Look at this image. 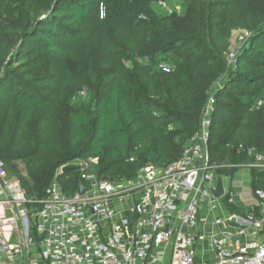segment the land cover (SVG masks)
Here are the masks:
<instances>
[{"label": "trees", "instance_id": "1", "mask_svg": "<svg viewBox=\"0 0 264 264\" xmlns=\"http://www.w3.org/2000/svg\"><path fill=\"white\" fill-rule=\"evenodd\" d=\"M235 29L248 38L228 64ZM210 96L209 160L231 179L248 148L264 157V0H0V159L30 213L76 158L107 180L178 159ZM57 180L66 195L86 184L79 169Z\"/></svg>", "mask_w": 264, "mask_h": 264}, {"label": "built area", "instance_id": "2", "mask_svg": "<svg viewBox=\"0 0 264 264\" xmlns=\"http://www.w3.org/2000/svg\"><path fill=\"white\" fill-rule=\"evenodd\" d=\"M159 4L168 13L180 10L177 4ZM212 103L210 96L178 159L144 164L132 178L107 180L94 173L96 157L76 158L68 163L77 164L85 192L77 188L66 195L57 180L59 166L47 196L31 213L19 180L6 173L0 159V264H264L263 189L253 193L258 212L213 214L224 203L213 195L218 165L208 153ZM247 153L254 160L244 167L264 169L262 154L250 148ZM226 178L222 195L230 202ZM201 215L218 227L209 235L212 261L196 260Z\"/></svg>", "mask_w": 264, "mask_h": 264}, {"label": "crops", "instance_id": "3", "mask_svg": "<svg viewBox=\"0 0 264 264\" xmlns=\"http://www.w3.org/2000/svg\"><path fill=\"white\" fill-rule=\"evenodd\" d=\"M238 171V170H237ZM237 171L234 173L233 177L226 178V182L230 183V190L232 192L231 195V201L229 203H234L238 206H241L245 209V212L253 210L255 212H258L259 208L257 206L256 198L253 196L250 186H249V174L247 173V181H240V175H238ZM238 176V179L233 180L234 177ZM244 179V174H242L241 179ZM221 179V178H220ZM222 181V180H221ZM223 184H225V181H222ZM246 184L247 188L245 189L243 186ZM226 195V194H224ZM224 195L220 196V200H222V197ZM222 205V206H221ZM218 206V208L213 212L214 216H222L229 212L226 208L225 204H221ZM207 218L210 219V215L206 214ZM205 216V215H204ZM203 215H201V219L199 221V224L197 226V229L201 234L195 241L196 246V260L201 261H212L214 258V251L210 245V239L209 235L212 233V231H216L218 227L210 225L209 223L203 221ZM224 224L223 226L226 228V230L234 231L233 225Z\"/></svg>", "mask_w": 264, "mask_h": 264}, {"label": "rangeland", "instance_id": "4", "mask_svg": "<svg viewBox=\"0 0 264 264\" xmlns=\"http://www.w3.org/2000/svg\"><path fill=\"white\" fill-rule=\"evenodd\" d=\"M248 33L243 29H235L231 32L229 37V46L225 53V59L228 64H232L233 60L235 58V55L237 54L238 50L242 46V44L245 42V40L248 38ZM87 158V157H86ZM20 168H23L22 165H20ZM78 169V168H77ZM25 171L23 170V173ZM238 175L242 177V174H244V179L240 177V181H247V173L249 174L247 167H241L237 171ZM249 176V175H248ZM238 179V176L234 177L233 180ZM245 189L247 188L246 184L243 186ZM40 207V206H39ZM38 207V208H39Z\"/></svg>", "mask_w": 264, "mask_h": 264}, {"label": "water", "instance_id": "5", "mask_svg": "<svg viewBox=\"0 0 264 264\" xmlns=\"http://www.w3.org/2000/svg\"><path fill=\"white\" fill-rule=\"evenodd\" d=\"M126 157H127V152L122 155V158H126ZM77 168H78L77 164L68 163V164L61 165L60 170H61L62 173H64V172H67V171H70V170H73V169H77ZM78 191H79L80 194H83L85 192L84 185L80 184L78 186ZM222 194H223L222 181H221L220 178H218L217 179V183H216V188L213 190V195L216 196V197H219Z\"/></svg>", "mask_w": 264, "mask_h": 264}]
</instances>
